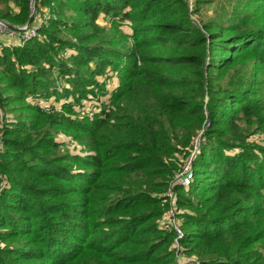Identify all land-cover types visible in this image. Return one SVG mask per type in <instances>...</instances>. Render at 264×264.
<instances>
[{"label": "trees", "instance_id": "1", "mask_svg": "<svg viewBox=\"0 0 264 264\" xmlns=\"http://www.w3.org/2000/svg\"><path fill=\"white\" fill-rule=\"evenodd\" d=\"M34 3L0 0V264H264V0H38L23 39Z\"/></svg>", "mask_w": 264, "mask_h": 264}, {"label": "built area", "instance_id": "2", "mask_svg": "<svg viewBox=\"0 0 264 264\" xmlns=\"http://www.w3.org/2000/svg\"><path fill=\"white\" fill-rule=\"evenodd\" d=\"M7 31V33L5 32ZM19 31L23 32V39L33 36L36 34L37 29L34 27H23L20 28ZM0 34L7 36L12 39V36L16 34L14 30L8 27L6 23L0 24ZM1 42V41H0ZM1 52V47H0ZM194 147H198V141L195 142ZM192 160L193 156H191L184 164L181 173L176 177L174 184L172 185L168 196H169V208L166 216L164 217L161 225L165 227L168 231L173 232L175 234V239L173 242L172 249L176 250L178 253L181 249V240L184 237L182 220L179 218L181 211L177 207V194L175 192V188L177 185H180L183 188H187L190 186L193 180L192 173Z\"/></svg>", "mask_w": 264, "mask_h": 264}, {"label": "rangeland", "instance_id": "3", "mask_svg": "<svg viewBox=\"0 0 264 264\" xmlns=\"http://www.w3.org/2000/svg\"><path fill=\"white\" fill-rule=\"evenodd\" d=\"M210 13H213V10H212V9L210 10ZM38 20H40V17L38 18ZM38 20H37V21H38ZM100 23H101L102 26H108V24H109V20H108L107 17L104 18V15H102L101 18H100ZM5 32L7 33V31H5ZM0 41L6 43V44H8V45H10V44L14 41V39H9V37L4 36L3 34H0ZM117 84H118V79H117L116 76H113V77L109 80V85H108V87H109L110 89H112V88L115 87ZM92 105H95V103H94L93 101H92V103H91V102L86 103V106H87L88 108H90V109L92 108ZM63 139H64V138H63ZM252 140L257 141V142H259V143H261V144H264V136H260V135H259V136H255V137L252 138ZM72 149H73V148H72Z\"/></svg>", "mask_w": 264, "mask_h": 264}, {"label": "water", "instance_id": "4", "mask_svg": "<svg viewBox=\"0 0 264 264\" xmlns=\"http://www.w3.org/2000/svg\"><path fill=\"white\" fill-rule=\"evenodd\" d=\"M37 3H38V0H35V3H34V12H33L32 16H31L29 22L27 23V27L30 26V24L32 23V21L34 19V16H35V14L37 12ZM3 23H4L3 21H0V24H3Z\"/></svg>", "mask_w": 264, "mask_h": 264}]
</instances>
